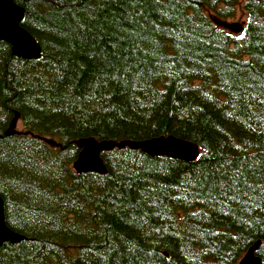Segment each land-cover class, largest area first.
Returning a JSON list of instances; mask_svg holds the SVG:
<instances>
[{
    "label": "trees",
    "instance_id": "16d2710c",
    "mask_svg": "<svg viewBox=\"0 0 264 264\" xmlns=\"http://www.w3.org/2000/svg\"><path fill=\"white\" fill-rule=\"evenodd\" d=\"M11 1L41 54L0 41V264H264V0ZM160 136L197 158L73 170L77 139Z\"/></svg>",
    "mask_w": 264,
    "mask_h": 264
},
{
    "label": "water",
    "instance_id": "95a60500",
    "mask_svg": "<svg viewBox=\"0 0 264 264\" xmlns=\"http://www.w3.org/2000/svg\"><path fill=\"white\" fill-rule=\"evenodd\" d=\"M23 10L11 0H0V41L11 46L12 55L25 60H37L40 58L41 49L36 40L24 30L20 24L23 19ZM221 25L231 31L239 32L241 27L238 24ZM18 116L14 118L5 136L15 134V127ZM55 145V142H51ZM74 145L79 149L77 159L72 164L73 170L78 174L95 173L105 175L101 154L113 149L128 148L138 150L150 157H169L174 160L193 162L198 154V146L188 140L173 136H160L142 141H113L94 138H81L74 141ZM0 247L7 241L16 244L24 239L21 235L11 231L4 223L3 202L0 198ZM5 233V234H4ZM5 235V236H4ZM6 236H9L8 238ZM259 246L256 242L242 257L238 264H260V260L255 255Z\"/></svg>",
    "mask_w": 264,
    "mask_h": 264
},
{
    "label": "rangeland",
    "instance_id": "374dc122",
    "mask_svg": "<svg viewBox=\"0 0 264 264\" xmlns=\"http://www.w3.org/2000/svg\"><path fill=\"white\" fill-rule=\"evenodd\" d=\"M246 19H247V17H246L245 11L242 9L241 5H238V7L236 9L235 17L233 19L224 20V23H226V24H238V25L243 27L245 25ZM160 157H163V156H160ZM244 255L242 257H244Z\"/></svg>",
    "mask_w": 264,
    "mask_h": 264
},
{
    "label": "bare ground",
    "instance_id": "6f19581e",
    "mask_svg": "<svg viewBox=\"0 0 264 264\" xmlns=\"http://www.w3.org/2000/svg\"><path fill=\"white\" fill-rule=\"evenodd\" d=\"M3 232V229H1L0 228V234ZM5 234V233H4ZM5 236V235H4ZM7 238L9 237V236H6ZM6 243H10L9 241H7ZM5 244V243H4Z\"/></svg>",
    "mask_w": 264,
    "mask_h": 264
}]
</instances>
